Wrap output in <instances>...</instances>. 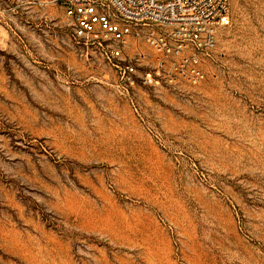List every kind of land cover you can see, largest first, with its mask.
Listing matches in <instances>:
<instances>
[{
	"label": "rangeland",
	"instance_id": "1",
	"mask_svg": "<svg viewBox=\"0 0 264 264\" xmlns=\"http://www.w3.org/2000/svg\"><path fill=\"white\" fill-rule=\"evenodd\" d=\"M229 1L216 77L128 94L61 0H0V264H264V0Z\"/></svg>",
	"mask_w": 264,
	"mask_h": 264
},
{
	"label": "built area",
	"instance_id": "2",
	"mask_svg": "<svg viewBox=\"0 0 264 264\" xmlns=\"http://www.w3.org/2000/svg\"><path fill=\"white\" fill-rule=\"evenodd\" d=\"M73 38L100 50L129 92L216 77L229 0H61ZM137 52L130 56L127 47Z\"/></svg>",
	"mask_w": 264,
	"mask_h": 264
}]
</instances>
